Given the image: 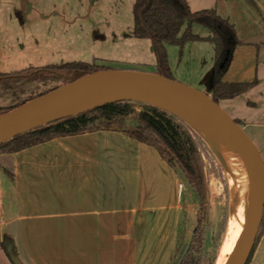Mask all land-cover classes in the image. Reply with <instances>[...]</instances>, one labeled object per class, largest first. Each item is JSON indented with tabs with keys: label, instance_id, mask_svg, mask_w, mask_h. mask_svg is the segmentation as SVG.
<instances>
[{
	"label": "rangeland",
	"instance_id": "374dc122",
	"mask_svg": "<svg viewBox=\"0 0 264 264\" xmlns=\"http://www.w3.org/2000/svg\"><path fill=\"white\" fill-rule=\"evenodd\" d=\"M134 2L0 0V110L21 105L69 82L72 75L44 70L51 64L84 61L114 69L157 72V58L151 40L132 35ZM188 2L193 10L215 8L234 23L240 40L259 44V85L233 98L222 99L218 104L252 139L264 161V0ZM192 30L202 36L208 34V30L199 24H194ZM166 48L173 78L207 92L214 63V44L194 40L186 42L183 47L167 44ZM19 72L28 75L10 77ZM132 101L134 112L125 118L129 124H134L135 114L145 108L143 101ZM184 121L196 134L208 192L202 212L203 203L182 171L175 169L188 183L185 181L183 231L172 256V264H181L190 255L196 264H215L216 261L218 264L230 228L231 213L237 204L234 200H237L234 196L238 191L237 180L230 164L222 161L211 142L191 123ZM0 200L12 203L11 206L17 201L9 174L1 164ZM238 200L241 203L240 197ZM198 216L202 219L200 222ZM147 217L145 233L148 236L142 243L144 252L140 255L146 258L147 264H160L161 257L171 249L168 231L172 227L169 223L172 222V213L156 211ZM198 224L205 237L202 253L196 251L197 244L190 248L192 233ZM262 231L264 224L261 222L257 237ZM249 264H264V233Z\"/></svg>",
	"mask_w": 264,
	"mask_h": 264
},
{
	"label": "crops",
	"instance_id": "0c3cea01",
	"mask_svg": "<svg viewBox=\"0 0 264 264\" xmlns=\"http://www.w3.org/2000/svg\"><path fill=\"white\" fill-rule=\"evenodd\" d=\"M241 41L223 80L258 86L259 44ZM0 164L17 198L13 206L0 200V264H14L10 253L23 264H147L145 223L156 211L172 213L171 249L159 260L172 264L187 180L154 146L100 129L31 146Z\"/></svg>",
	"mask_w": 264,
	"mask_h": 264
},
{
	"label": "trees",
	"instance_id": "16d2710c",
	"mask_svg": "<svg viewBox=\"0 0 264 264\" xmlns=\"http://www.w3.org/2000/svg\"><path fill=\"white\" fill-rule=\"evenodd\" d=\"M133 15L132 35L151 40L157 58V73L173 78L168 64L167 44L183 47L188 41L204 40L212 42L215 46L213 69L207 92L217 103L222 99L233 98L257 83L256 80L251 82L223 80V76L231 64L234 48L242 41L238 37L234 23L222 16L215 8L193 10L188 0H135ZM194 24L205 27L208 34L202 36L193 32ZM107 68L111 67L97 62L72 61L63 64H51L46 66L44 70L57 72L61 75H72V78L68 80L71 81L88 72ZM36 70L39 71L40 68ZM21 73L10 75V77L21 78L28 75ZM132 103V100L110 102L17 133L0 143V163H4L12 153L54 138L100 129L117 130L138 141L154 146L170 167L181 170L203 203L201 207L203 212L208 190L204 175V161L196 134L177 115L145 102L142 103L145 108L134 116L135 123L129 124L125 118L134 112ZM16 106L19 104L1 109L0 114ZM198 220L199 222L202 220L200 216H198ZM263 233L264 231L260 232L256 238L247 264L251 262ZM204 238V232L198 224L193 230L190 248L197 244L196 251L202 253ZM8 240L9 238L5 237L2 243L6 249ZM181 264L196 263L194 257L190 255Z\"/></svg>",
	"mask_w": 264,
	"mask_h": 264
},
{
	"label": "water",
	"instance_id": "95a60500",
	"mask_svg": "<svg viewBox=\"0 0 264 264\" xmlns=\"http://www.w3.org/2000/svg\"><path fill=\"white\" fill-rule=\"evenodd\" d=\"M100 79L129 80L136 86L128 91H116L109 96L96 98L94 84ZM156 97L186 108L196 103L204 105L211 112L218 128L240 154L251 179L253 198L243 231L226 264H247L264 215V161L252 139L208 92L156 72L114 68L91 71L1 113L0 143L17 133L119 100L143 101L189 122L176 112L153 102L152 99ZM40 98H44L40 111L28 107L30 101ZM10 256L14 264H23L13 253Z\"/></svg>",
	"mask_w": 264,
	"mask_h": 264
},
{
	"label": "bare ground",
	"instance_id": "6f19581e",
	"mask_svg": "<svg viewBox=\"0 0 264 264\" xmlns=\"http://www.w3.org/2000/svg\"><path fill=\"white\" fill-rule=\"evenodd\" d=\"M135 86V83L129 80L100 79L94 84L95 97L109 96L116 91H128L135 88ZM43 99L30 101L28 107L34 111H40V104ZM152 101L186 118L194 126L193 128L211 142L222 161L230 164L232 172L236 177L238 191L234 194L237 200H234L237 204L231 213L230 228L225 237V243L218 260V264H226L237 245L252 205V183L244 162L236 148L218 128L211 112L204 105L196 103L191 108H186L169 102L162 97L153 98ZM239 197L241 203L238 200Z\"/></svg>",
	"mask_w": 264,
	"mask_h": 264
},
{
	"label": "flooded vegetation",
	"instance_id": "af4514ba",
	"mask_svg": "<svg viewBox=\"0 0 264 264\" xmlns=\"http://www.w3.org/2000/svg\"><path fill=\"white\" fill-rule=\"evenodd\" d=\"M157 73V72H156Z\"/></svg>",
	"mask_w": 264,
	"mask_h": 264
}]
</instances>
